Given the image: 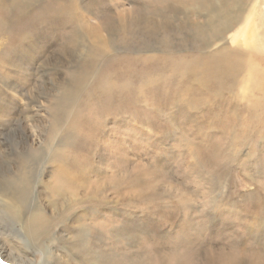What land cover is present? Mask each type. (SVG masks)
Returning a JSON list of instances; mask_svg holds the SVG:
<instances>
[{"label":"rangeland","instance_id":"374dc122","mask_svg":"<svg viewBox=\"0 0 264 264\" xmlns=\"http://www.w3.org/2000/svg\"><path fill=\"white\" fill-rule=\"evenodd\" d=\"M251 1L0 0V264H264V87L182 63Z\"/></svg>","mask_w":264,"mask_h":264},{"label":"bare ground","instance_id":"6f19581e","mask_svg":"<svg viewBox=\"0 0 264 264\" xmlns=\"http://www.w3.org/2000/svg\"><path fill=\"white\" fill-rule=\"evenodd\" d=\"M232 1L234 2V0ZM27 3L29 4V1ZM36 3H37L36 6L38 5L39 7L42 6V4H39L40 0H38V2ZM261 3L262 0L251 1V3L249 4V11H251V8L255 7V4L260 5ZM240 9L239 11L241 12L237 13L238 14V15L236 14L237 16L234 15L220 16L212 12L210 13L206 12L205 13L206 25L209 27L208 29L211 33L210 46H213V49L205 55L198 54V55H194L189 59L182 60V63H188L195 56L198 57L200 59V64L197 65V69L202 74L199 76L203 78L204 83H211L215 88H216L215 79L218 74V71L221 68L230 69L232 65H237L239 71L246 73V74H242V76L244 77L242 78V82L244 85L247 86L248 89L251 90L253 89V87H258V88L264 87V74H259L257 72L259 60L258 59L257 61L255 60L257 56H262L264 58V22H263V26L260 27L259 20L256 19V17H258L256 16L258 14V11L256 12L255 15V13H251V14L248 13L249 11L247 12L246 8L241 7ZM242 21H244L242 23L243 28L236 30L228 37H226L228 31L233 27V23L239 24ZM197 30L200 31L198 27ZM229 41H230V45L227 44V42ZM239 49H240L241 60L237 61L236 59H238V57H234V56L239 51ZM6 185L7 184H5L4 182H0V196L2 197L0 201H3L2 204L3 207H5L6 209L5 210L7 212L6 214L8 215L10 214L13 217V219L14 218L18 219V215L20 212L18 207L20 206L18 204V193L16 192L17 190L16 191L14 190L15 189L14 185L13 187ZM27 214L28 215L26 217V222L28 224L27 223L26 224L29 227L30 232H36L37 229L44 223L45 217L43 216L42 212L35 209ZM19 220H21V218Z\"/></svg>","mask_w":264,"mask_h":264}]
</instances>
